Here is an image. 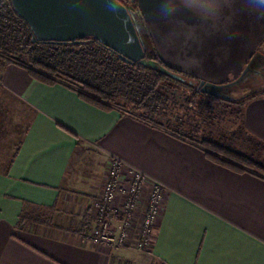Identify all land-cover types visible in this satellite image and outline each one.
I'll return each instance as SVG.
<instances>
[{"label": "crops", "instance_id": "crops-1", "mask_svg": "<svg viewBox=\"0 0 264 264\" xmlns=\"http://www.w3.org/2000/svg\"><path fill=\"white\" fill-rule=\"evenodd\" d=\"M242 120L250 146L264 155V95ZM89 153L102 172L88 180L73 164ZM114 156L165 187L150 264H264V178L221 166L191 142L41 83L16 64L0 68V264H110L111 248L84 239L94 220L91 208L81 211ZM65 212L70 227L57 221ZM134 231L116 249L124 264H133Z\"/></svg>", "mask_w": 264, "mask_h": 264}, {"label": "water", "instance_id": "water-1", "mask_svg": "<svg viewBox=\"0 0 264 264\" xmlns=\"http://www.w3.org/2000/svg\"><path fill=\"white\" fill-rule=\"evenodd\" d=\"M10 1L38 41L79 44L91 37L127 63L199 83L216 96L253 73L264 43V0ZM145 27L155 59L147 54ZM260 67L254 76L264 82V62Z\"/></svg>", "mask_w": 264, "mask_h": 264}, {"label": "trees", "instance_id": "trees-1", "mask_svg": "<svg viewBox=\"0 0 264 264\" xmlns=\"http://www.w3.org/2000/svg\"><path fill=\"white\" fill-rule=\"evenodd\" d=\"M1 1L5 3L0 6V19L8 9L11 20L15 19L19 26L27 28V37L21 43L18 40L17 34L22 31L21 27L17 28V34L13 31L11 36L4 37L5 32L0 26V67L5 64L21 66L41 83L65 85L77 92L81 99L104 111L118 110L122 115L139 118L191 142L202 148L210 160L221 166L238 173L250 172L264 178V164L250 155L226 146L215 138H200L187 134L194 121L197 122L198 113L178 114L174 110V103L167 104V95L160 91V87H178L188 95L190 106H194V103L199 105V101L204 99L211 103L227 105L229 109L238 108L242 116L252 99L264 95V89L251 91L239 98L232 97V90L227 89L223 96L206 94L199 86L187 81L174 79L140 63H127L118 53L91 37L79 44L38 41L28 23L15 12L11 1L0 0V3ZM2 8L4 10L1 13ZM16 53H19V57L29 55V63L21 62L18 56L14 55ZM155 55L156 52L149 58L155 59ZM164 104L168 107H163ZM213 119L215 116L209 114L204 117V122L213 124ZM198 125V122L195 123V127L199 128Z\"/></svg>", "mask_w": 264, "mask_h": 264}, {"label": "rangeland", "instance_id": "rangeland-1", "mask_svg": "<svg viewBox=\"0 0 264 264\" xmlns=\"http://www.w3.org/2000/svg\"><path fill=\"white\" fill-rule=\"evenodd\" d=\"M2 3H0V6H3L5 2L1 1ZM4 9H1V13ZM7 12L4 16H2L3 18L0 19V26L3 28L5 35L11 36V33L13 31L16 32L17 28H20L21 26H19L16 22L15 19L11 20L12 18L8 15V9H6ZM18 26H17V25ZM21 32L18 35V40H20V43L22 41L25 40V38L27 37V28L25 27V29L23 27H21ZM20 47V46H19ZM19 53L14 54L16 57L18 56ZM264 44L263 47L260 49V51L256 54L255 56V62L253 64V66L258 65L259 63L264 62ZM21 62H25V63H29L30 61V57L29 55H23L21 57H17ZM2 67V66H1ZM0 67V68H1ZM241 89L243 90V92H241L240 90H238L237 92H233L231 94L232 97L234 98H239L245 95H248V93H250L251 91H256L260 88H264V82L263 83H255V85H249L247 82H241ZM160 91L165 93L167 95V104L174 103V110L178 113V114H186L187 112H189L190 115H194L196 114V112L198 113L199 116L196 117L197 122L199 123V128L195 127V123L197 124V122L194 121L193 126H191V128L188 129L187 134H191L192 136H197V137H210V138H215L217 139L219 142L225 144L226 146H229L231 148H234L246 155H250L251 157H253L254 160L259 161L260 163L264 164V155H260V149H259V145L258 147H253L250 146L249 144V137L245 136V128H244V124H243V120H242V115H240V112H238V108H227V105H220L217 103H211L209 101L206 100H200L199 101V105H197V103H194V106H190L188 104V95L186 93H184V91L180 90L178 87H171L168 85H163L160 87ZM163 107H168L166 104L162 105ZM163 109V108H162ZM169 109V108H168ZM189 109V110H188ZM161 110V109H160ZM162 111V110H161ZM167 111V110H165ZM169 111V110H168ZM167 111V112H168ZM164 114V113H163ZM162 114V115H163ZM209 114H213L215 116V119H213V124H207L204 122V117L206 118V116H208ZM208 118V117H207ZM256 145V146H257ZM91 153H89L88 156H85V162H83V164H80L76 161L73 164V169H76V171H81L80 169H82V172L84 173V177L87 178L88 180L91 179L93 176L98 177V175L101 174L102 170L100 169V166L98 163H94V161H91ZM112 161V160H111ZM111 164V162H110ZM110 167L108 168L107 174L104 177V186L100 187V189L97 190V194L93 197L92 201H91V205L90 202L87 203V205H83L82 208V213L84 212V210L86 209L89 210L91 208L92 211V216H93V220H94V224H90V228H89V232L88 235L86 236L87 241H91L90 239V234L92 229L94 228V226L96 225V218L98 216V205L97 202H99L100 198L102 197L103 193H104V189H105V185L109 180V176H110ZM99 179V178H98ZM145 187L143 189V193L145 191ZM142 193V195H143ZM149 193H150V187H149ZM149 195V194H148ZM165 196V193H164ZM149 198V196H148ZM142 199V197L140 198ZM124 200V196L122 195L121 192H118V194L116 195V199L114 202V205L117 208L121 209L122 206V201ZM164 200V197H163ZM141 201V200H140ZM148 201V199H147ZM163 204V202H162ZM146 205L144 207H137V209L134 211L136 213V215L138 214V218H142L139 219V222H137V216H135L134 213V219L132 220L131 225L128 227V233L131 234V231L133 228H136L137 231H134L136 233V237H133V240L130 241V250H129V258L132 260L131 262H133V264H150V257L148 256V254L151 253L150 248L153 245V239L155 236V230H156V224H154L153 228H152V233H151V243L149 248L144 249V250H140L138 249V244L140 243L141 239H142V234L144 231V227H143V216L145 214V208ZM162 207V205H161ZM71 212H65L63 213V215L60 216V218H57V221L59 223H62L63 225H65L66 227H70L71 225ZM49 218V217H48ZM159 218V217H158ZM119 224H121V220L119 218L115 219L114 221V228L116 230H118V226ZM131 230V231H130ZM129 234L127 239L129 238ZM126 239V242H127ZM131 239V237H130ZM93 243V242H92ZM95 244V243H94ZM126 245V243L124 244ZM105 246V245H102ZM111 251H113L110 254V264H124L123 262H121V258L117 257V250L115 248L110 249ZM146 257V258H145ZM132 264V263H131Z\"/></svg>", "mask_w": 264, "mask_h": 264}, {"label": "built area", "instance_id": "built-area-1", "mask_svg": "<svg viewBox=\"0 0 264 264\" xmlns=\"http://www.w3.org/2000/svg\"><path fill=\"white\" fill-rule=\"evenodd\" d=\"M109 174L104 193L97 202L98 216L96 225L90 234L91 241L111 249L124 246L129 234L127 230L135 218L134 211L140 203L144 186L149 185L150 193L143 216L144 231L138 249L149 248L152 228L157 223L161 212L165 193L163 183L150 179L145 172L117 156L112 158ZM118 192H121L124 196L121 209L114 205ZM117 218L121 220V224L118 226L120 230L114 228V221Z\"/></svg>", "mask_w": 264, "mask_h": 264}, {"label": "flooded vegetation", "instance_id": "flooded-vegetation-1", "mask_svg": "<svg viewBox=\"0 0 264 264\" xmlns=\"http://www.w3.org/2000/svg\"><path fill=\"white\" fill-rule=\"evenodd\" d=\"M132 5H133V8L132 9L133 10H136L137 7L135 6V4H132ZM143 32H144V39H145V42H146V45H147V50H148L147 51V54H148V57H150L151 54L154 55L155 51L153 49L152 42L150 40L149 33H148L146 27L144 28V31ZM155 58H157L156 55H155ZM262 68L263 67L257 68V65L256 66H253V68H252L253 69V73H250V74L247 73V76L248 77H246L243 82H245V83L247 82L249 85H255V83H263L261 77L254 76V75H257V72L258 73H261L262 72ZM196 85L199 86V83H197ZM240 86H241V84H233V85H230L228 87V89H229V91L232 90L231 92H235V91L237 92L238 90L241 89ZM225 89L226 88H223L222 89V92L223 93L225 92ZM240 91L243 92L242 89Z\"/></svg>", "mask_w": 264, "mask_h": 264}]
</instances>
